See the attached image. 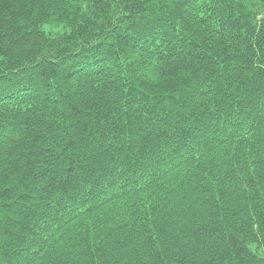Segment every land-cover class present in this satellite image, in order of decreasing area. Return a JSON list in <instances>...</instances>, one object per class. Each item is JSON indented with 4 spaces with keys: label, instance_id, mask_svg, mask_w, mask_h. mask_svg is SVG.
Instances as JSON below:
<instances>
[{
    "label": "trees",
    "instance_id": "obj_1",
    "mask_svg": "<svg viewBox=\"0 0 264 264\" xmlns=\"http://www.w3.org/2000/svg\"><path fill=\"white\" fill-rule=\"evenodd\" d=\"M0 264H264V0H0Z\"/></svg>",
    "mask_w": 264,
    "mask_h": 264
}]
</instances>
